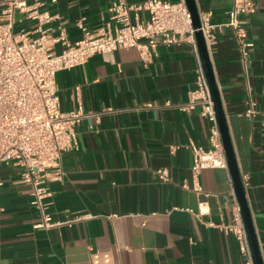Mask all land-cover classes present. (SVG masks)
<instances>
[{"label": "crops", "instance_id": "crops-1", "mask_svg": "<svg viewBox=\"0 0 264 264\" xmlns=\"http://www.w3.org/2000/svg\"><path fill=\"white\" fill-rule=\"evenodd\" d=\"M111 1L40 0L39 10L52 16L44 24L49 33L62 29L75 41L83 34L79 21L91 32L110 22ZM253 1L245 15L248 76L230 28L214 29L209 54L264 259V0ZM196 3L220 24L232 0ZM2 8L0 0V14ZM37 25L18 12L14 31L38 35ZM195 66L191 45L179 41L158 45L149 62L135 47L118 48L56 73L60 109L81 107L86 114L76 125L78 150L63 155L64 179L48 184L49 211L59 224L34 226L39 212L30 186L19 181L22 167L0 163V264H245L234 237L217 226L231 220L236 197L228 169L205 168L194 177L185 147L209 146L201 107L182 108L195 86ZM250 97L252 116L245 114ZM172 145L180 147L171 151Z\"/></svg>", "mask_w": 264, "mask_h": 264}, {"label": "built area", "instance_id": "built-area-1", "mask_svg": "<svg viewBox=\"0 0 264 264\" xmlns=\"http://www.w3.org/2000/svg\"><path fill=\"white\" fill-rule=\"evenodd\" d=\"M40 5V0L32 3L28 0H3L0 14V163L22 167L19 181L30 186V202L39 212L35 227L49 228L59 224L49 211L53 192L48 184L64 179L63 155L78 150L76 125L86 115L81 107L71 111L60 109L55 75L59 70L85 62L96 53L135 47L140 58L149 62L157 55L158 45L188 42L195 56L196 75L195 86L189 91L182 108L192 110L199 105L200 114L209 123L208 147L191 141L185 145L192 153V174L196 177L205 168L228 169L214 103L195 39L196 29L192 26L185 0H143L136 4L112 0L108 6L110 22L91 32L79 21L83 34L75 41L68 39L62 29L56 35L49 33L44 24L52 16L48 11H40ZM254 7L253 0H232L227 19L220 24L210 22L209 12H199L200 30L208 51L215 41L216 27L231 29L245 76L249 73L252 46L247 37L245 15ZM140 11L147 12L145 20L139 19ZM18 12L37 20L38 35L24 30L14 31ZM54 44L60 45L59 51L54 49ZM247 102L245 114L252 116L256 113L255 102L251 97ZM179 147L172 145L170 149L174 151ZM158 175L162 180L168 178L166 169L158 170ZM193 188L202 191L198 183ZM231 210V220L217 226L234 237L244 263L254 264L236 197ZM203 212L205 202L199 201L198 213Z\"/></svg>", "mask_w": 264, "mask_h": 264}, {"label": "water", "instance_id": "water-1", "mask_svg": "<svg viewBox=\"0 0 264 264\" xmlns=\"http://www.w3.org/2000/svg\"><path fill=\"white\" fill-rule=\"evenodd\" d=\"M185 1L189 9V12L191 14L192 26L193 28L196 29L195 39L199 51V56L209 84L211 97L214 103V109L221 134L223 148L226 155L227 168L232 180L233 190L236 199L240 206L243 223L247 231L248 240L252 251L253 262L254 264H264V259L260 249L256 228L253 222L246 190L242 180L238 158L232 140V135L230 132L227 116L225 113L223 100L220 94V89L217 83L216 75L214 72L212 61L210 59L208 48L205 44L202 31L200 30V18H199L198 6L196 0H185Z\"/></svg>", "mask_w": 264, "mask_h": 264}]
</instances>
